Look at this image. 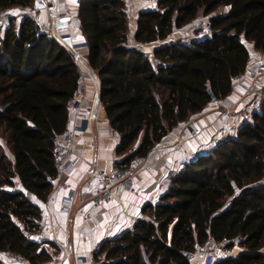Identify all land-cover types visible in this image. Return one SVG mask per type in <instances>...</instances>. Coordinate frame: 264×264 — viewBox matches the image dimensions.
I'll return each mask as SVG.
<instances>
[{
    "label": "trees",
    "instance_id": "trees-1",
    "mask_svg": "<svg viewBox=\"0 0 264 264\" xmlns=\"http://www.w3.org/2000/svg\"><path fill=\"white\" fill-rule=\"evenodd\" d=\"M37 6V0H0V12ZM201 11L212 35L167 40ZM78 19L99 100L119 134L116 153L125 156L119 165L149 156L213 97L226 99L232 78L247 69L250 43L264 53V0H159L137 17L135 41L158 42L152 53L131 41L121 0H79ZM79 74L36 19L10 18L0 39V137L6 138L0 141V251L30 264L52 260L22 230L42 228L40 206L57 173L55 141L70 120ZM208 147L190 157L157 203L142 207L144 217L131 229L99 244L101 264H191L183 251L223 238L241 250L214 264H264V99L235 135Z\"/></svg>",
    "mask_w": 264,
    "mask_h": 264
},
{
    "label": "built area",
    "instance_id": "built-area-1",
    "mask_svg": "<svg viewBox=\"0 0 264 264\" xmlns=\"http://www.w3.org/2000/svg\"><path fill=\"white\" fill-rule=\"evenodd\" d=\"M129 13L131 0H121ZM159 0H150L154 7ZM38 6L36 9H28L21 14H12L10 10L0 12V27L6 29L9 25L10 18L16 16L21 19L28 15L36 19L37 12L42 11L46 19H36L42 33L50 40H53L58 46L67 51L69 56L75 62L79 69V90L77 94L68 102V110L70 112V120L64 132L56 138L55 141V163L57 173L55 177H50L52 182V191L48 199L40 206L41 217H47L50 212V206L57 204V211L61 215H69L72 213L75 199L77 197V188L72 186L65 179L76 164L75 150L78 141L84 136L86 127L93 123L97 127L105 124L107 119L103 117V106L98 95V79L89 67L88 55L81 53L78 46L69 42L70 33L59 28L60 23L70 21L73 17L72 11L69 8L61 6L60 0H37ZM79 2V0H78ZM213 29L210 24L205 23L199 26L193 34L194 37L212 35ZM252 65L246 71L232 78L233 85L249 80V85L239 99L242 103V108L239 111L234 109L233 105H228L226 99H218L213 97L212 104L215 106L217 114L218 128L212 136V145H220L224 139L235 135L242 124L251 120L254 111L259 110L264 99V55L262 57L251 56ZM87 81L94 86L92 97L87 99L85 96ZM248 101L245 103V101ZM236 107V106H235ZM239 114V117L237 115ZM79 122V124H77ZM203 129L197 124L196 118H191L180 124L175 131V137L171 141L160 142L154 147L156 149H167L168 152L180 150L185 157L180 167L171 168L168 171V180L161 181L157 184L153 192L155 198H159L164 193L170 184L172 178L179 174V171L186 163H189L192 154L185 146V142L190 138H198L201 136ZM112 139L118 140L119 134L112 127L109 129ZM209 150L208 146L203 147ZM132 152H130L131 154ZM154 164L149 156L136 155L125 165L114 164L109 168L94 167V175L97 183L94 195L91 199L90 209L102 207L111 200L117 199L120 191L134 192V181L137 175L143 170L148 169ZM90 209L84 214L88 217ZM134 217V219L143 218ZM22 234L31 240L42 243L46 248L49 245L47 242L46 231L41 228L37 231L22 230ZM47 250V249H46ZM95 250L89 251L82 255L76 256L77 264H101V260L95 257ZM48 251V250H47ZM52 260L49 263L53 264L59 260L65 259L66 255H59L48 251ZM183 256L187 257L191 264H214L221 258L235 254L233 248L229 247V241L226 238L221 240L211 239L203 245L196 246L191 251H183ZM0 264H30L25 258L10 252L0 251Z\"/></svg>",
    "mask_w": 264,
    "mask_h": 264
},
{
    "label": "crops",
    "instance_id": "crops-1",
    "mask_svg": "<svg viewBox=\"0 0 264 264\" xmlns=\"http://www.w3.org/2000/svg\"><path fill=\"white\" fill-rule=\"evenodd\" d=\"M61 6L69 8L72 11V19L60 23L59 28L70 33L69 42L79 47L81 53L88 55V46L85 41L78 19V0H60ZM147 7H154L150 0H131L130 2V39L139 48L148 53H152L158 42L140 44L136 43L135 35L137 30L138 13ZM13 10L15 14H21L23 11ZM228 11V8H226ZM46 19L42 11L37 12L36 19ZM22 20V19H21ZM20 20V22H21ZM207 23V18L201 11L197 19L188 27L176 29L169 37L168 41H177L192 37L191 30ZM5 31V29L3 30ZM4 35V34H3ZM251 56L262 57L264 53L257 51L253 44H249ZM253 61L249 60L247 69ZM249 85L246 79L236 85H233V91L226 98L228 105H233L236 111L242 108L239 99ZM94 86L87 81L85 96L87 99L92 97ZM236 106V107H235ZM217 112L215 106L210 103L202 113L196 116L197 124L203 129L198 138H190L185 142L186 148L194 155L203 150V147L212 144L211 139L218 128ZM103 117L106 119L105 113ZM239 117V114L237 115ZM79 124V122L77 123ZM108 121L101 127L95 124H89L85 129L84 136L78 141L75 150L76 164L65 178L68 183L77 188V197L73 211L69 215H61L57 211V204L50 206V214L41 220L42 228L46 231L47 242L46 249L51 253L66 255L65 259L54 262L53 264H77L76 256L85 254L96 249L99 244L111 237L131 229L136 221L134 217L142 215L141 209L148 203H157L160 200L152 194L161 181L168 180V171L171 168L180 167L184 161L180 150L168 152L167 149H156L149 155L154 164L146 170L140 172L134 181V192L120 191L118 198L109 201L102 207L90 209L91 199L94 195L97 179L94 175V167L109 168L116 162L121 161L125 156H119L116 153L117 140L111 138ZM175 130L170 132L161 142L171 141L175 137ZM5 152L11 160L14 155L8 145L4 146ZM18 188H22L18 177L15 179ZM90 209L88 217L84 214ZM58 250H57V249Z\"/></svg>",
    "mask_w": 264,
    "mask_h": 264
},
{
    "label": "rangeland",
    "instance_id": "rangeland-1",
    "mask_svg": "<svg viewBox=\"0 0 264 264\" xmlns=\"http://www.w3.org/2000/svg\"><path fill=\"white\" fill-rule=\"evenodd\" d=\"M28 10V9H27ZM20 11H23V10H20ZM24 11H26V10H24ZM11 13L12 14H15L14 12H13V10H11ZM128 15H129V13H128ZM13 19H15L16 20V24H19L20 23V20H21V18L20 17H16V16H14V17H12ZM129 18H130V16H129ZM9 23V22H8ZM197 29H198V27L196 26V28L195 27H193L192 28V30H191V33H192V35L197 31ZM4 29L2 28V27H0V39L2 38V36H3V34H4V31H3ZM193 37V36H192ZM248 101L246 100L245 101V103H247ZM240 118V117H239ZM4 137H0V141L1 142H3L4 144H6V138H4ZM263 182H264V179H263ZM57 249V248H56ZM58 250V249H57ZM241 250V248L238 246V245H236L235 247H234V249H233V251L235 252V254L236 253H238V251H240Z\"/></svg>",
    "mask_w": 264,
    "mask_h": 264
},
{
    "label": "water",
    "instance_id": "water-1",
    "mask_svg": "<svg viewBox=\"0 0 264 264\" xmlns=\"http://www.w3.org/2000/svg\"><path fill=\"white\" fill-rule=\"evenodd\" d=\"M147 8H151V7H147Z\"/></svg>",
    "mask_w": 264,
    "mask_h": 264
}]
</instances>
